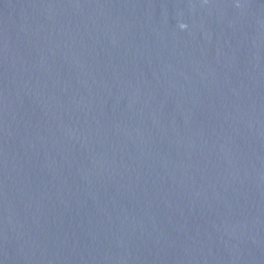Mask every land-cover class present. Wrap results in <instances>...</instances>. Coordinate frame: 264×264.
I'll list each match as a JSON object with an SVG mask.
<instances>
[{"label": "water", "instance_id": "95a60500", "mask_svg": "<svg viewBox=\"0 0 264 264\" xmlns=\"http://www.w3.org/2000/svg\"><path fill=\"white\" fill-rule=\"evenodd\" d=\"M0 264H264V0H0Z\"/></svg>", "mask_w": 264, "mask_h": 264}]
</instances>
